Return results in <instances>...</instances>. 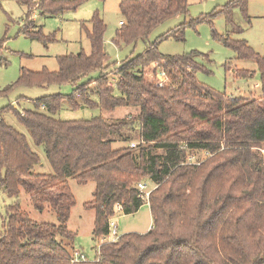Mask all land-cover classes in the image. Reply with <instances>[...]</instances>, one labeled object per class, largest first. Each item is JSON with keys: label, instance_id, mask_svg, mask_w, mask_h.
Here are the masks:
<instances>
[{"label": "trees", "instance_id": "1", "mask_svg": "<svg viewBox=\"0 0 264 264\" xmlns=\"http://www.w3.org/2000/svg\"><path fill=\"white\" fill-rule=\"evenodd\" d=\"M17 1L28 9L22 31L47 44L54 37L31 19L32 10L58 15L85 0ZM247 1L230 0L222 11H245ZM189 6V0H121L124 19L114 42L134 48L144 42L141 54L112 62L105 46L107 24L95 14L91 28L82 23L90 54L58 57L57 71L22 69L18 84L68 83L74 91L35 99L33 110L22 112L12 104L0 110V187L14 199L0 230V264H72L77 233L68 221L76 199L69 179L96 184L94 200L87 203L96 212L95 239L109 233L116 204L123 205L122 214H132L147 203L139 196V182L155 184L149 198L151 229L122 234L101 245L97 261L77 264H264V56L246 40L219 35L239 59L257 62L263 95L233 97L202 84L196 76L198 52L166 55L158 48L163 37L148 43L160 24L186 15ZM186 24L164 38L184 39ZM154 64L155 75L167 76L162 86L157 76H147V67ZM96 71L99 75L91 77ZM252 74L238 69L236 76ZM64 102L72 108L84 103L102 111L127 106L139 111L132 119L67 121L55 117ZM5 112L16 116L29 137L5 120ZM135 131L139 143L131 147ZM118 140L129 144L114 148ZM41 147L52 172L36 170L43 166ZM190 156L200 163H189ZM22 190L37 210L48 205L55 211L57 223L33 220L21 206Z\"/></svg>", "mask_w": 264, "mask_h": 264}, {"label": "rangeland", "instance_id": "2", "mask_svg": "<svg viewBox=\"0 0 264 264\" xmlns=\"http://www.w3.org/2000/svg\"><path fill=\"white\" fill-rule=\"evenodd\" d=\"M121 0H85L76 10L66 11L58 15H43L40 10L34 9L31 19L38 26H42L43 32L54 39L45 44L41 40L32 39L22 31L27 26V7L17 0H0V110L11 105L19 111L35 109L34 100L48 94L73 93L71 84H52L48 87L25 86L18 84L23 68L32 71H42L47 68L50 71L59 69L58 57L76 54L80 51L91 53V42L82 28L85 22L91 28V19L99 14L107 24L105 34L106 50L112 62H122L127 58L141 54L145 50V43L139 42L133 45L114 42L116 32L120 28L119 21L124 19L119 3ZM230 0H189V11L186 15H178L160 24L150 35L148 43H159V51L166 55H183L196 53V61L200 64L197 71V79L204 85L233 97L259 98L263 95L261 74L258 64L253 59H239L237 52L226 45L221 36H227L234 40H246L248 44L260 55L264 56V0H248L244 11L240 7H233L230 13L223 10ZM214 14L210 21L204 20L190 24L193 19L203 15ZM187 26L184 39L177 40L170 36L164 38L172 29L181 23ZM218 34V35H217ZM154 65L147 67V76L155 79ZM114 69L112 65L111 70ZM240 70L252 71V75L236 76ZM236 71V72H235ZM99 71L90 76L96 77ZM115 77L111 83L114 84ZM7 87L9 91L4 92ZM98 101V97H92ZM138 108L118 107L113 111H102L99 107H93L84 103L78 108H72L68 102H64L56 118L67 121L90 120L103 116L108 120L132 119L131 115L137 114ZM129 112V113H128ZM5 120L12 126L24 132L28 137V131L18 122L12 112L2 113ZM128 132V130L126 131ZM138 131L133 132V141L138 144ZM128 141L118 140L114 142V148L128 145ZM131 146V144H130ZM40 155L45 157L43 148L38 149ZM203 159L205 153L197 152ZM44 166L36 167L37 171L52 172L47 159ZM149 182L150 188L155 184ZM69 186L75 196L76 203L71 210L68 221L69 229L77 233L74 246L87 255L91 260L98 257V248L101 238L95 239L93 230L95 226L96 212L88 207L87 203L94 200L96 184L94 181L85 183L76 179H69ZM0 187V230L3 229L7 207L13 203ZM22 208L37 222L57 223L55 211L48 205L43 211L37 210L30 199L29 194L22 190L20 195ZM113 219L118 223L120 235L129 232H147L153 225L151 209L145 203L137 212L132 214L115 213Z\"/></svg>", "mask_w": 264, "mask_h": 264}, {"label": "built area", "instance_id": "3", "mask_svg": "<svg viewBox=\"0 0 264 264\" xmlns=\"http://www.w3.org/2000/svg\"><path fill=\"white\" fill-rule=\"evenodd\" d=\"M157 80L160 86L164 85L167 81V76L164 72H159L157 75ZM117 81V78L114 79V83ZM137 144L136 142L131 143V147H135ZM209 153H207L208 155ZM189 163H200V161L195 156L189 157ZM137 189L139 192V196L143 198L148 204H149V198L152 190L154 188H150L149 182L147 181H141L137 184ZM123 212V205L122 204H116L114 207V215L115 213H122ZM113 216L109 218L108 227H109V233L101 238V244L98 248V257L94 260H91L87 257L85 252L74 248L71 252V263L77 264L80 262H88V261H97L99 259L101 245L106 242H112L117 240L120 237V234L118 232V223L113 219Z\"/></svg>", "mask_w": 264, "mask_h": 264}, {"label": "crops", "instance_id": "4", "mask_svg": "<svg viewBox=\"0 0 264 264\" xmlns=\"http://www.w3.org/2000/svg\"><path fill=\"white\" fill-rule=\"evenodd\" d=\"M119 26H121L122 24H123V19H121L120 21H119ZM106 43V42H105ZM105 46H106V44H105ZM138 112V111H137ZM129 113V112H128ZM45 155V154H44ZM41 158H42V162H43V166L46 164V161H45V159H46V156L43 158V156L41 155ZM152 227V226H151ZM151 229V228H150ZM148 232V231H147ZM130 233V232H129ZM137 233H139V232H137ZM142 233H146V232H142Z\"/></svg>", "mask_w": 264, "mask_h": 264}]
</instances>
